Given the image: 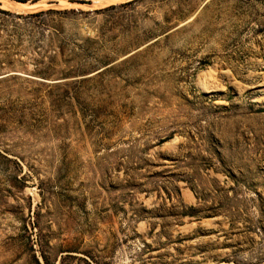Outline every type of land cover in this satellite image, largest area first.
I'll list each match as a JSON object with an SVG mask.
<instances>
[{"label": "rangeland", "instance_id": "374dc122", "mask_svg": "<svg viewBox=\"0 0 264 264\" xmlns=\"http://www.w3.org/2000/svg\"><path fill=\"white\" fill-rule=\"evenodd\" d=\"M0 264H264V0H0Z\"/></svg>", "mask_w": 264, "mask_h": 264}, {"label": "bare ground", "instance_id": "6f19581e", "mask_svg": "<svg viewBox=\"0 0 264 264\" xmlns=\"http://www.w3.org/2000/svg\"><path fill=\"white\" fill-rule=\"evenodd\" d=\"M3 2V4H6V6L7 5H10V6H12V7H19V6H17V5H13V3L11 4V2L10 1H6V2H4V1H2ZM16 4L18 3V2H15ZM2 4V5H3ZM18 4H21V5H24V3H18ZM26 4V3H25ZM4 6V5H3ZM2 6V7H3ZM29 6V5H28ZM26 7H27V5H26ZM5 8V7H4ZM10 8V7H9ZM23 8V7H22ZM11 9V8H10ZM30 10V9H29ZM23 11V10H22ZM20 12V11H19Z\"/></svg>", "mask_w": 264, "mask_h": 264}, {"label": "trees", "instance_id": "16d2710c", "mask_svg": "<svg viewBox=\"0 0 264 264\" xmlns=\"http://www.w3.org/2000/svg\"><path fill=\"white\" fill-rule=\"evenodd\" d=\"M45 10H50V9H45ZM45 10H39V11H37V12H40V13H41V12H43V11H45Z\"/></svg>", "mask_w": 264, "mask_h": 264}]
</instances>
